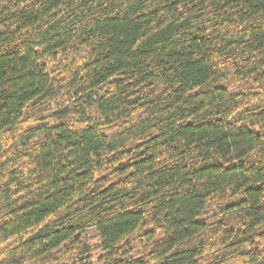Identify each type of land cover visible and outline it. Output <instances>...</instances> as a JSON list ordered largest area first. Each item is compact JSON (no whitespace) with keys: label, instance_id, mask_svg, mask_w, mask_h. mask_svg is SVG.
<instances>
[{"label":"trees","instance_id":"obj_1","mask_svg":"<svg viewBox=\"0 0 264 264\" xmlns=\"http://www.w3.org/2000/svg\"><path fill=\"white\" fill-rule=\"evenodd\" d=\"M0 264H264V0H0Z\"/></svg>","mask_w":264,"mask_h":264}]
</instances>
